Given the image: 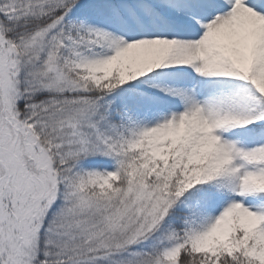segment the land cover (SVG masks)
Returning a JSON list of instances; mask_svg holds the SVG:
<instances>
[{
	"label": "snow or ice",
	"instance_id": "6c2138e0",
	"mask_svg": "<svg viewBox=\"0 0 264 264\" xmlns=\"http://www.w3.org/2000/svg\"><path fill=\"white\" fill-rule=\"evenodd\" d=\"M0 264H264V0H0Z\"/></svg>",
	"mask_w": 264,
	"mask_h": 264
}]
</instances>
